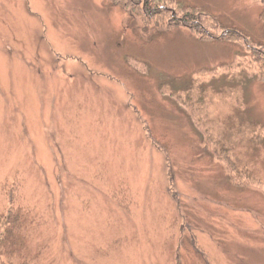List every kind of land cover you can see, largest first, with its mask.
I'll use <instances>...</instances> for the list:
<instances>
[{
  "label": "rangeland",
  "instance_id": "obj_1",
  "mask_svg": "<svg viewBox=\"0 0 264 264\" xmlns=\"http://www.w3.org/2000/svg\"><path fill=\"white\" fill-rule=\"evenodd\" d=\"M175 1L248 41L143 2L0 0V213L16 176L43 264H264V189L225 159L264 182L261 3Z\"/></svg>",
  "mask_w": 264,
  "mask_h": 264
},
{
  "label": "trees",
  "instance_id": "obj_2",
  "mask_svg": "<svg viewBox=\"0 0 264 264\" xmlns=\"http://www.w3.org/2000/svg\"><path fill=\"white\" fill-rule=\"evenodd\" d=\"M113 1L117 4L134 5L135 7L143 2L142 11L145 12L146 15L159 16V21L161 19L165 20L170 12V7H173L179 13L177 22L182 26L195 29L201 26L204 28L210 26H215L218 29L221 27L226 28L209 12L201 11L200 9L190 6H184L179 2L177 3L175 0ZM259 2L261 3L260 21L264 28V0H259ZM176 10H174L175 13L177 12ZM168 19L174 20L170 17ZM226 30L227 31H223V35L209 37H211L212 40L218 41L232 39L247 40L242 30L233 27L226 28ZM199 39L203 40L202 38ZM255 45L260 48V52L257 51V53L261 54L260 60L262 64H264V45ZM225 159L230 169L229 180L232 185L243 187L254 186L258 187L260 190L264 189V182L262 180L254 178L252 173H247L244 169L242 171L238 170L233 160L228 156H226ZM20 180V178L16 179L15 176L12 181L10 180V183H6L2 186V191L5 194V203L2 213H0V264H43L44 255L42 253V247H39V250L31 253L27 250L25 244L26 239L28 240L29 235L33 232L31 226L33 224L31 216L33 215L32 209L30 210L26 203L23 192L24 185L22 180Z\"/></svg>",
  "mask_w": 264,
  "mask_h": 264
}]
</instances>
